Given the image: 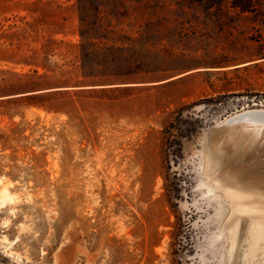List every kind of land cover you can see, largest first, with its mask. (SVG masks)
Wrapping results in <instances>:
<instances>
[{
    "label": "rangeland",
    "instance_id": "rangeland-1",
    "mask_svg": "<svg viewBox=\"0 0 264 264\" xmlns=\"http://www.w3.org/2000/svg\"><path fill=\"white\" fill-rule=\"evenodd\" d=\"M33 69L118 75L0 98V264H264V0H0Z\"/></svg>",
    "mask_w": 264,
    "mask_h": 264
},
{
    "label": "trees",
    "instance_id": "trees-1",
    "mask_svg": "<svg viewBox=\"0 0 264 264\" xmlns=\"http://www.w3.org/2000/svg\"><path fill=\"white\" fill-rule=\"evenodd\" d=\"M117 75L116 72L101 71L98 74L67 77L33 69L28 73H17L11 79H4V83L0 85V98L10 101L25 100L29 104L40 105L83 88L114 84Z\"/></svg>",
    "mask_w": 264,
    "mask_h": 264
},
{
    "label": "bare ground",
    "instance_id": "bare-ground-1",
    "mask_svg": "<svg viewBox=\"0 0 264 264\" xmlns=\"http://www.w3.org/2000/svg\"><path fill=\"white\" fill-rule=\"evenodd\" d=\"M251 123H252V122H251ZM247 124L249 125V123H247ZM247 124H245V125H247ZM252 125H254V124L252 123ZM261 125H262V124H261ZM256 126H257V125H256ZM241 128H242V127H241ZM252 128H253V131H254L255 128H259V127H255V128H254V126H252ZM243 129H244V128H243ZM243 129H242L241 131L244 132ZM260 129H261V128H260ZM251 130H252V129H251ZM249 131H250V129H249ZM249 131H248V132H249ZM256 131H257V129H256ZM258 131H259V130H258ZM230 132H231V131H230ZM250 132H252V131H250ZM260 132H261V131H260ZM260 132H257V134L260 133ZM246 133H247V132H246ZM252 133H253V132H252ZM255 133H256V132H255ZM263 133H264V132H263ZM242 134H243V133H242ZM257 134H256V135H257ZM260 134H261V133H260ZM253 135H254V134H253ZM227 136H228V135H227ZM254 136H255V135H254ZM228 137H229V136H228ZM255 137H258V135L255 136ZM262 137H263V134H262ZM250 138H252V134H251V137H250ZM250 138H249V139H250ZM256 139H257V138H256ZM252 140H253V139H251V140H249V141H252ZM254 140H255V139H254ZM236 142H237V141H236ZM253 142H254V141H253ZM262 142H263V141H262ZM262 142H261V143H262ZM234 143H235V142H234ZM236 144H237V143H236ZM250 144H251V143H250ZM251 145H252V144H251ZM248 146H249V145H248ZM3 194H4L3 199H5V198H10V195H9V193H7V189H6V188L3 190Z\"/></svg>",
    "mask_w": 264,
    "mask_h": 264
}]
</instances>
